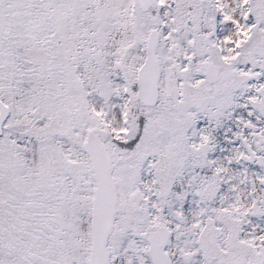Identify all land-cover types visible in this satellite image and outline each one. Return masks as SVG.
Listing matches in <instances>:
<instances>
[{
    "label": "snow or ice",
    "instance_id": "obj_1",
    "mask_svg": "<svg viewBox=\"0 0 264 264\" xmlns=\"http://www.w3.org/2000/svg\"><path fill=\"white\" fill-rule=\"evenodd\" d=\"M0 264H264V0H0Z\"/></svg>",
    "mask_w": 264,
    "mask_h": 264
}]
</instances>
